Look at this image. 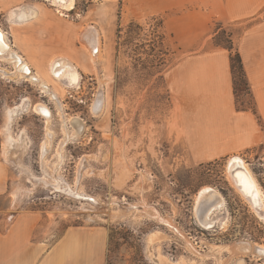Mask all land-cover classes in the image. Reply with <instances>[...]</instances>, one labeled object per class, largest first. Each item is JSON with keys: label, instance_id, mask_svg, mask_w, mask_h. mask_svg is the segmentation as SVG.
Here are the masks:
<instances>
[{"label": "rangeland", "instance_id": "1", "mask_svg": "<svg viewBox=\"0 0 264 264\" xmlns=\"http://www.w3.org/2000/svg\"><path fill=\"white\" fill-rule=\"evenodd\" d=\"M38 1L57 8L51 0H0V27L19 25L8 20L10 10L25 3L39 7ZM262 4L252 0L253 11ZM234 7L236 0H74L71 10L63 9L58 55L78 66L79 85L67 88L52 77L49 63L58 55L37 65L21 51L56 97L20 76L0 74V155L5 161L7 110L26 98L28 108L15 117L11 132L24 130L28 147L20 166L37 181L32 185L5 161L9 199L15 183L30 189L17 209L11 202L9 209L43 217L45 240L68 226L104 229L106 264H264L248 250L223 248L237 239L264 243V223L226 170L231 157L242 158L264 190V78L250 93L230 60L235 49L263 52L264 8L239 18ZM130 22L141 26L132 35ZM67 23L71 40L61 36ZM219 25L232 33L234 51L215 44ZM88 28L98 33L95 58L81 37ZM6 33L18 50L15 31ZM0 68L14 66L0 60ZM234 80L241 87L234 89ZM37 103L46 106L48 121L33 110ZM71 117L85 127L70 140ZM204 186L218 189L227 202L224 229H205L195 220V195Z\"/></svg>", "mask_w": 264, "mask_h": 264}, {"label": "crops", "instance_id": "2", "mask_svg": "<svg viewBox=\"0 0 264 264\" xmlns=\"http://www.w3.org/2000/svg\"><path fill=\"white\" fill-rule=\"evenodd\" d=\"M10 1L6 0V4ZM236 1L235 17L253 16L264 8L262 4L253 11L252 0ZM37 4L38 14L41 13L36 18L19 25H9V29L15 31L19 52L28 53L34 64L42 65L45 60L58 55V19L63 16L43 1ZM69 25L67 23L66 32H61V36L67 40H71L72 36V26ZM238 53L251 93L254 82L264 78V60L259 61L260 58L264 59V50L260 52L258 49L240 48ZM21 55L24 57L23 53ZM5 164L0 155V264H43L41 262L49 256L51 258L47 264H106L107 234L104 229L68 226L54 239L45 240L43 217L28 211L9 209L10 202L13 209L18 208L19 203L13 204L12 200V193L18 183H15L16 187L11 191L10 200L11 183Z\"/></svg>", "mask_w": 264, "mask_h": 264}, {"label": "bare ground", "instance_id": "3", "mask_svg": "<svg viewBox=\"0 0 264 264\" xmlns=\"http://www.w3.org/2000/svg\"><path fill=\"white\" fill-rule=\"evenodd\" d=\"M51 1L52 4L57 6L56 11L60 15H64L62 11L63 9L71 10L74 5V0ZM59 7H61L62 9H60ZM37 15L38 8L30 3H25L11 9L9 12L8 20H10L13 24H22L24 22L33 20ZM81 37L87 43L89 47L87 49L91 53L92 57L95 58L98 51L97 30L94 28H88L87 30L82 32ZM0 60L6 63H11L14 66L13 70L0 68V74L2 75V77L20 76L25 80L38 85L40 89L42 88L41 91L43 93H47L52 97H56L54 90L49 86V83L41 75L34 71L30 72V74H26L20 70V67H22V65L29 67V64L15 48V45L12 44V40L9 38V35L1 27ZM49 72L57 82L67 88L76 87L81 81V72L78 66L71 58L65 55H58L50 61ZM26 101L27 99L23 98L22 102L13 107H10L7 110V122L4 127V141L2 144V150L5 161L11 163L13 166L15 165L19 169L20 173L26 175L27 181L31 182L32 185H36L37 181L34 182L33 179H31V174L28 168L26 169L25 167L20 166L19 157H21V154H23L28 147V140L26 139V135H24V130H22L20 133H17L16 135L12 134L11 132V123L14 121L15 117L18 116L20 112L28 108V103ZM57 102L59 105V101ZM94 106L95 103L92 104V109H94ZM45 107L46 106L43 103L32 105L33 110L37 113L46 115L48 121L49 114L46 113L47 110H45ZM60 115H62V113ZM68 122L71 128L69 129V132L67 131L66 137H69L70 140L72 138L79 137L82 130L81 128H83V126L85 125L84 122L81 121L79 117H71L70 119H68ZM64 131L66 132L65 129ZM45 142L46 141H44V143ZM59 150L60 148L56 151ZM226 170L229 182L231 183L233 188H235L243 201L247 203L254 216L264 223V190L249 165L242 158L233 156L228 160ZM51 171H53V169H51ZM42 178L44 179L46 178V176ZM37 179L40 180L41 178ZM50 179L54 180V182L57 180L55 174L52 175ZM54 182L52 183L53 185H58V183L56 184ZM29 190L30 189L17 187L12 193L14 204L18 203L24 195H28L30 193ZM138 215L141 216L144 214L140 213ZM194 217L196 222L205 229H213V227L216 226L217 228L224 229L228 225L229 218L226 211L225 198L222 193L218 189L210 186H204L199 189V191L195 195ZM168 220L165 221L168 222ZM169 223L170 221L168 222V224ZM233 243L232 245H224L223 248L228 251H232L231 253L235 252L237 254H242L244 253V251L248 250L253 254V256L257 257L258 259L264 258V244L252 243L251 245H249V243L245 242Z\"/></svg>", "mask_w": 264, "mask_h": 264}, {"label": "trees", "instance_id": "4", "mask_svg": "<svg viewBox=\"0 0 264 264\" xmlns=\"http://www.w3.org/2000/svg\"><path fill=\"white\" fill-rule=\"evenodd\" d=\"M136 29H140L141 26L139 24L130 22L127 26V32L128 35H132ZM214 42L217 45L223 46L229 51H234V44H233V39H232V33L228 32L225 28H223L221 25L218 26L217 30L214 32ZM231 70L232 73H238L240 76H242L243 81L241 83L245 84L247 87V90H249L248 82L245 78L244 70H243V65L241 61V57L238 53V51L235 49L234 52H232L231 57ZM241 83L239 82L238 85L236 81H233L234 84V89H238V87H241Z\"/></svg>", "mask_w": 264, "mask_h": 264}, {"label": "flooded vegetation", "instance_id": "5", "mask_svg": "<svg viewBox=\"0 0 264 264\" xmlns=\"http://www.w3.org/2000/svg\"><path fill=\"white\" fill-rule=\"evenodd\" d=\"M247 206H248V205H247ZM226 208H227V202H226ZM227 212H228L229 217H230V213H229L228 209H227ZM225 230H226V229H225ZM225 230H224V231H225ZM234 242H235V243H238V242H241V243L243 242V243H244V242H245V243H249V245L252 244V243H251L252 241L249 242V240H247V239H237V241L234 240ZM254 243H255V242H254ZM263 244H264V243H263ZM250 254H252V253H250ZM252 255H253V254H252ZM250 256H251V255H250ZM248 257H249V256H246V257H244V258H248ZM259 259H261V258H259ZM245 261H246V260H245Z\"/></svg>", "mask_w": 264, "mask_h": 264}, {"label": "water", "instance_id": "6", "mask_svg": "<svg viewBox=\"0 0 264 264\" xmlns=\"http://www.w3.org/2000/svg\"><path fill=\"white\" fill-rule=\"evenodd\" d=\"M20 70L26 74H30V72L33 71L32 69H30L28 66H25V65H22V67H20Z\"/></svg>", "mask_w": 264, "mask_h": 264}, {"label": "built area", "instance_id": "7", "mask_svg": "<svg viewBox=\"0 0 264 264\" xmlns=\"http://www.w3.org/2000/svg\"><path fill=\"white\" fill-rule=\"evenodd\" d=\"M7 32V31H6ZM163 251V250H162ZM169 252V251H168ZM163 256H165L168 260V262H170V263H172L171 261H170V259L168 258V256H171V253H166L165 255L163 254ZM155 258L154 259H156L157 261H159V259H158V253L156 252V255L154 256ZM156 264V263H155Z\"/></svg>", "mask_w": 264, "mask_h": 264}]
</instances>
